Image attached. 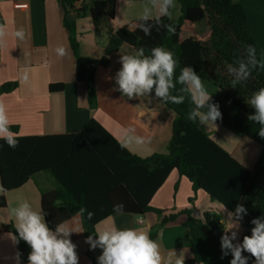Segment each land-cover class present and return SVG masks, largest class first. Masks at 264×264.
Here are the masks:
<instances>
[{"label": "trees", "instance_id": "trees-1", "mask_svg": "<svg viewBox=\"0 0 264 264\" xmlns=\"http://www.w3.org/2000/svg\"><path fill=\"white\" fill-rule=\"evenodd\" d=\"M59 1L65 10L64 25L71 34L78 80L88 85L90 109L95 110L98 106L94 87L96 72L110 66L113 54L127 46L134 52L143 47L147 55L151 48L162 46L174 53L178 61L177 75L180 68L192 66L202 79L222 90L223 105L215 98L210 101L219 104L220 121L259 144L261 153L253 171L246 169L214 141L206 126L188 119L194 105L188 94L181 93V86L177 85L173 94L184 95L183 104L164 103L155 98L154 93L151 95L175 116L168 154L157 153L147 158L134 155L121 148V143L95 119H91L78 134L18 135L19 144L15 149L0 140V181L6 189L0 195V209L8 205L5 193L21 188L35 175L44 172L59 185L57 190L42 193L41 197V207L50 228L70 221L81 208L95 213L91 220L87 219V212L80 215L88 236L96 234V228L102 221L119 214L141 217L153 212L159 218L160 227L185 216L182 225L190 231L193 258L184 264H229L232 259L230 252L221 258L220 238L225 226L219 213L207 211L202 219H197L190 209L168 214L152 207L151 203L171 173L177 170L192 182L195 191H205L230 212L237 204H243L247 215L240 222L243 229L241 241L244 235H251L253 225L250 221L264 216V138L258 135L259 125L247 119L254 112L247 103L249 98L254 91L264 87V69L254 68L252 75L235 88L231 86L233 75L228 70L229 66L238 67L241 59L248 61L247 45L256 48L242 4L238 0H179L181 16L176 20L162 18L164 25L174 29V32H169L163 27L157 30L155 19L147 22L140 19L114 31L116 0ZM71 13L80 18L90 17L97 31L101 28L108 30V44L102 58H85L80 54L76 23L69 19ZM141 23L152 26L151 35L146 36L138 28ZM201 23H206L209 29L205 40L193 37L182 40L184 25ZM0 24H3L1 12ZM256 51L260 58L257 48ZM17 87L15 82L0 85V97L13 93ZM50 89L62 92L65 85L52 84ZM10 127L18 134L17 126ZM118 204L123 205L122 210L114 211V205ZM0 228L6 234L15 233L12 222L2 224ZM15 245L19 263L28 264L30 248L23 241ZM253 262L254 258H249L248 264Z\"/></svg>", "mask_w": 264, "mask_h": 264}, {"label": "crops", "instance_id": "crops-1", "mask_svg": "<svg viewBox=\"0 0 264 264\" xmlns=\"http://www.w3.org/2000/svg\"><path fill=\"white\" fill-rule=\"evenodd\" d=\"M119 1L116 0V10ZM238 1L247 15L259 56L264 58V0ZM161 2L162 0H155V3L154 0H126L125 4L130 11L137 6H143L150 13H154L155 17L159 15ZM0 12L8 33L3 43H0V85L9 82L18 84L13 93L0 97V103L6 107L10 126L19 128V136L78 134L91 119H95L120 143L125 138H150L143 145L133 144L127 148L134 155L147 158L157 153L168 154L174 114L151 95L129 100L114 90L118 88L115 74L121 67L120 56L134 53L133 49L123 47L120 52L111 56L108 68L98 69L94 80L98 106L92 110L88 103V85L78 80L77 60L71 47V34L64 25L65 10L61 2L0 0ZM180 16L181 12L178 18ZM69 19L76 23L80 54L85 58H102L106 44L98 42L93 20L90 17L80 18L76 13H71ZM136 19L131 18L117 26V10L112 23L113 30H119L122 25L128 26ZM19 28L26 32V39L23 41L13 35ZM184 28L185 25L182 32ZM208 34L209 29L206 37ZM189 37L197 39L195 36H187L182 40ZM61 45L68 50V55L64 57L56 53V48ZM25 72L28 75L26 82L22 79ZM60 83L65 85V89L62 92H52L50 86ZM219 100L217 101L222 103ZM206 128L215 142L231 153L246 169L253 171L261 153L259 144L257 146L256 142L239 135L220 120L216 121L215 126L207 125ZM58 186L50 174L43 172L35 175L21 188L5 193L8 205L5 209H0V226L11 222L15 224L12 209L25 201L34 210H41L42 193L55 191ZM151 205L167 211L168 214L190 209L197 219H202L207 211L217 212L222 216L225 229L231 226L228 215L230 211L218 201L212 200L205 191H195L192 182L181 176L177 170L171 173ZM185 220L186 217L182 216L175 222L160 227L159 218L153 212L141 217L119 214L102 221L96 230L113 226L145 230L153 240L159 242L162 257L167 258L168 254L175 252L177 256L182 254L186 262L193 258V254L190 231L182 225ZM65 224L83 230L79 234L73 232L71 235L72 242L77 245L79 264H97L101 250H90L85 242L88 234L82 226L80 215H74ZM240 229L238 241H241L243 235L241 226ZM11 237L12 235L4 233L0 228V264H20L16 245Z\"/></svg>", "mask_w": 264, "mask_h": 264}, {"label": "clouds", "instance_id": "clouds-1", "mask_svg": "<svg viewBox=\"0 0 264 264\" xmlns=\"http://www.w3.org/2000/svg\"><path fill=\"white\" fill-rule=\"evenodd\" d=\"M155 3V0H154ZM176 6L175 0H162L159 7V15L155 16L157 30L161 27L169 32H174L170 25L162 23L163 17L171 19L172 9ZM147 22L150 17L147 10L141 16ZM138 28L146 36L151 35L152 26L147 23L138 24ZM6 26L0 24V43H3L7 35ZM13 35L20 41L26 39L23 28L15 30ZM248 61L241 59L238 67L229 66V72L233 75L230 83L233 88L246 81L256 67L264 69V58L257 57L256 48L246 46ZM145 54L143 47L132 54L121 55L119 63L121 67L115 74V84L122 96L129 100L152 95L164 103L183 104L184 95H174L173 91L180 85V92L187 93L194 107L188 113V119L200 125H214L222 119V113L218 103H211L212 94L207 90L202 78L192 66L180 68L177 75L178 61L174 53L162 46H156ZM60 57L68 55V50L63 46L56 48ZM25 82L28 75L25 72L22 78ZM254 112L247 116L251 122L259 125L258 135L264 138V87L254 91L247 102ZM150 138L137 136L125 138L120 144L127 149L130 145H143ZM0 140H3L10 148H17L19 144L18 134L11 131L6 107L0 103ZM6 191L0 185V193ZM123 205H114V211L122 210ZM87 212V219L91 220L94 212L86 208L79 210L83 216ZM15 220V233L12 234L14 243L23 241L30 248L27 260L28 264H79L77 245L71 240L73 232L79 234L83 230L79 227L72 228L65 223L50 228L43 210H34L27 201L12 209ZM231 226L224 229L220 238L222 256L224 258L231 253L229 264H248L249 258H254V264H264V216L253 218L250 223L251 235H244L242 241H238L240 222L247 215V209L243 204H237L234 211L229 214ZM90 250L99 248L101 254L97 257V264H184V256H177L175 252L162 257L160 244L153 240L147 231L136 228L110 227L98 230L95 235H89L85 241ZM244 253H248L246 256ZM19 259V255L17 256Z\"/></svg>", "mask_w": 264, "mask_h": 264}, {"label": "rangeland", "instance_id": "rangeland-1", "mask_svg": "<svg viewBox=\"0 0 264 264\" xmlns=\"http://www.w3.org/2000/svg\"><path fill=\"white\" fill-rule=\"evenodd\" d=\"M126 0H120L118 3V15H119V20H117L116 25L120 26L122 24V22H126V21H130L131 18H137L135 21L140 20L141 16L145 13V11L147 10V8H143L140 6H137L135 8H133V10L131 9V11L129 10V8L126 6L125 4ZM141 3H146V2H141ZM175 8L172 9V19L176 20L178 18V16L180 15V2H178V0H175ZM149 9V8H148ZM116 10V11H117ZM147 14L149 15L150 19H155L154 18V13H150L149 10H147ZM126 16H128L126 18ZM126 25H122V27H125ZM121 27V28H122ZM99 37H98V42L101 44H108V39H109V34H108V30L106 28H101L97 31ZM208 33V27L206 25V23H201L197 26H189L188 24L185 25V28L182 32V39L186 38L187 36H195L197 39L203 41L204 38H207L206 35ZM127 47V46H126ZM207 90L209 91L210 94H212L213 97L220 99L219 101L222 102L220 104L223 105L224 102V94L222 92L221 89H219L218 87L214 86V84H212L211 82L205 81L204 79H202ZM255 143V142H254ZM256 145L258 146V144L256 143ZM0 215L1 211H0ZM241 230V229H240Z\"/></svg>", "mask_w": 264, "mask_h": 264}]
</instances>
